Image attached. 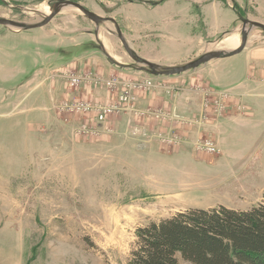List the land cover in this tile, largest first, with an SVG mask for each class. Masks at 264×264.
<instances>
[{
	"label": "rangeland",
	"instance_id": "rangeland-1",
	"mask_svg": "<svg viewBox=\"0 0 264 264\" xmlns=\"http://www.w3.org/2000/svg\"><path fill=\"white\" fill-rule=\"evenodd\" d=\"M57 1L0 0V18L37 24ZM73 1L104 20L64 6L42 27L0 24V264H129L138 227L221 198L195 181L177 186L180 166L214 161L217 122L232 110L252 114L242 98L257 92L225 86L264 45L261 28L246 25L238 54L157 76L140 72L119 32L137 55L179 66L227 38L238 47L243 19L264 23V0ZM257 71L243 83L264 86V66ZM103 105L114 110L99 122ZM139 143L155 151L141 155ZM246 150L252 173L264 171V135H247ZM160 157L169 171L157 169ZM165 180L175 184L160 187Z\"/></svg>",
	"mask_w": 264,
	"mask_h": 264
},
{
	"label": "trees",
	"instance_id": "trees-1",
	"mask_svg": "<svg viewBox=\"0 0 264 264\" xmlns=\"http://www.w3.org/2000/svg\"><path fill=\"white\" fill-rule=\"evenodd\" d=\"M136 235L129 264H264V194L245 210L189 207Z\"/></svg>",
	"mask_w": 264,
	"mask_h": 264
},
{
	"label": "crops",
	"instance_id": "crops-1",
	"mask_svg": "<svg viewBox=\"0 0 264 264\" xmlns=\"http://www.w3.org/2000/svg\"><path fill=\"white\" fill-rule=\"evenodd\" d=\"M263 66L264 45L250 53L244 69H242L241 73H238V75H240L239 78L234 81H229L232 83H229V86H225V88L230 89H235L237 87L241 88V91L246 94L255 91L257 94L254 95L253 98L247 95L242 98L245 100L244 102L247 107L252 109L251 115H242L232 110L217 122L214 133L218 138L221 155L214 161H208L206 159L195 160L192 157V153H189L190 158L192 157V159H189V162L193 169H190L189 166H180V172H183H181L182 176L179 178L181 182L179 181L177 186L182 187L188 185L190 181H195L196 187L212 189L214 191H217L215 188H218L221 194V198L211 205L190 207L211 208L224 205L233 209L245 210L262 199L264 194L262 174L264 171L258 170L260 172L252 173L253 169H255L254 166L246 163L248 156H250V153L246 150V136L264 135V100H262L264 98V86L255 85L256 83L247 84L243 82L254 73L258 75L259 71H257V69ZM231 76L234 77L237 76V74L235 75L232 73ZM190 105L187 107L191 108ZM138 146L139 149L134 148V151H138L141 155H152L155 151H153V148H148V145L145 144L139 143ZM159 151L160 150L156 149L157 154ZM188 152L189 150L185 148V150L179 153L188 155ZM160 154L168 155L162 152H160ZM160 158L162 159V161H160L161 165H159L157 169L163 168V170L169 171L168 165L172 163L171 160L168 159L169 157ZM155 160L156 159L153 161ZM193 160H195V162ZM198 161L206 163L200 164L199 166ZM170 168L176 170L173 165ZM192 171H196V174ZM173 184L175 183L165 180L159 183V186L172 187ZM167 193L173 194L174 192ZM183 210H185V208Z\"/></svg>",
	"mask_w": 264,
	"mask_h": 264
},
{
	"label": "water",
	"instance_id": "water-1",
	"mask_svg": "<svg viewBox=\"0 0 264 264\" xmlns=\"http://www.w3.org/2000/svg\"><path fill=\"white\" fill-rule=\"evenodd\" d=\"M64 6H72V7L79 9L83 14H85L88 18L93 20L95 23H99L102 20H104L103 17H101L97 13L91 11L87 7L83 6L78 1L61 0V1L55 2L51 6V13L49 15H47V17L40 23L32 24V25H25V24L19 23V22L14 21V20H8V19L0 18V24H6V25L13 26V27H19V28H25V29L42 27V26L46 25L59 12V10ZM243 22H244V28L242 31V42L238 47L231 49V50H228V51H221V50L209 51V52H206V53L202 54L201 56L197 57L196 59L189 61L188 63H185L183 65H179V66H174V67L161 68L156 63L149 61V60L137 55L132 49H130L128 43L126 42L124 37H122L121 32H119V35L121 36V41H122L123 45L125 46L129 55L138 64H141L140 67H138L140 71L149 73L150 75H154V76H157V75H175V74H181V73L186 72L190 69L197 68L200 65L206 64L213 59L230 57V56H233L235 54L240 53L247 45V38H248V33H247V29H246L247 24H249L250 27H259L264 31V23H262V22L254 21V20H248V19H243Z\"/></svg>",
	"mask_w": 264,
	"mask_h": 264
},
{
	"label": "built area",
	"instance_id": "built-area-1",
	"mask_svg": "<svg viewBox=\"0 0 264 264\" xmlns=\"http://www.w3.org/2000/svg\"><path fill=\"white\" fill-rule=\"evenodd\" d=\"M73 80H75V81L77 80V81H78V77H77V76H74V79H73ZM113 83H114V81H110V80H109V84L113 85ZM129 97H130L129 89L126 88L125 90H123V91L120 93V95H119L118 98H120L121 101H123V102H128ZM112 107L115 108V107H117V106L114 104ZM112 107H111V106H107V105H103V106H101V110H100V112L98 113V115L96 116V119H97L99 122L105 120V117L108 116V114H109L112 110H114ZM196 147H197L198 150H200V149H204V150H206V151H208V152H210V153H214V152H216V151L219 150L217 144L212 143V142H209V141H207V142H205V143H204V142H199V141H198V142H196Z\"/></svg>",
	"mask_w": 264,
	"mask_h": 264
},
{
	"label": "bare ground",
	"instance_id": "bare-ground-1",
	"mask_svg": "<svg viewBox=\"0 0 264 264\" xmlns=\"http://www.w3.org/2000/svg\"><path fill=\"white\" fill-rule=\"evenodd\" d=\"M68 7V6H66ZM45 11L46 12H50L51 9H50V6L48 7H45ZM109 40H106V42L108 43ZM238 44V40L236 38H227V40L225 41V44L224 45H220L219 47H216L214 49L216 50H220V49H232L234 47H236V45ZM140 72H143V71H140ZM146 73V72H145ZM154 76V75H152Z\"/></svg>",
	"mask_w": 264,
	"mask_h": 264
}]
</instances>
